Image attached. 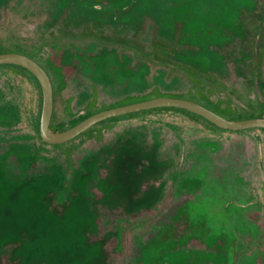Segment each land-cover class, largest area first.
<instances>
[{"label":"rangeland","instance_id":"374dc122","mask_svg":"<svg viewBox=\"0 0 264 264\" xmlns=\"http://www.w3.org/2000/svg\"><path fill=\"white\" fill-rule=\"evenodd\" d=\"M176 38L228 75L220 98L264 108V0H0V54L45 63L55 131L186 87L141 55ZM41 105L28 72L0 67V264H264V132L159 110L45 145Z\"/></svg>","mask_w":264,"mask_h":264},{"label":"trees","instance_id":"16d2710c","mask_svg":"<svg viewBox=\"0 0 264 264\" xmlns=\"http://www.w3.org/2000/svg\"><path fill=\"white\" fill-rule=\"evenodd\" d=\"M243 38L244 37L237 36L236 40H234L235 42L220 45L217 49V52H220L223 55H227L230 52V51H228V49L231 47H236L237 44L239 45V43L243 41ZM247 40H249V39H247ZM157 41H155V39L152 41V51H147V49H145L144 55L141 54L142 58L144 59V63L146 65H148V63L160 61L158 63H160L162 67L155 70L156 76L158 78H160L161 80H163V79L165 80L166 77H168L170 79L173 76V74H179L182 77H184L185 79H187V81L183 83V84H186V87H183V89L176 91V92H167V93L160 92L156 89V90H151L148 94L141 95V96L147 97V99H151V98H155V97H174V98L188 99V100L197 102V103L207 107L208 109L212 110L213 112L221 115L222 117H225V118L230 119V120H243V119L264 117V108H262V107L259 109H254L253 111H241L240 109H237L236 107L232 106L229 102L230 100H224L222 97L220 98L219 95H221L222 93L231 92V88H228L226 86V84L228 82L227 81L223 82V80L225 78L227 79L228 75L223 74L219 71L213 70L211 68L199 67L196 64H193V63L186 61V60L185 61L181 60L180 58H183L185 53L178 52L176 50L177 48L180 47V44H179L177 38L175 39L174 44H172V42H169L168 40H166V41L157 40ZM237 42H239V43H237ZM181 47L185 48L186 51H191V52L196 51L195 47L190 46V45H185V46H181ZM244 47H245V43H244ZM132 51L134 53H132L133 55L132 54L131 55L133 57L134 56L137 57V55H134L137 52L136 48H133V50H131V52ZM14 52L24 54V55L32 58L34 61H36L48 74V76L51 80L52 88H53L52 78L49 75V73L47 72L45 63H42L43 61H41L40 58L38 59L36 57L37 54H35V52L28 53V52H26L24 50H20V49L14 50ZM249 53H250V56L254 62L255 54L252 52H249ZM241 54L242 53H239V55H241ZM246 54H248V53H246ZM50 65L53 66L52 63ZM165 65H168L170 67L166 68ZM0 67H16V68L23 69L24 71L28 72L36 80L37 84H39L37 79L28 70H26L20 66L0 65ZM165 69H167V71ZM235 74H238V72L234 71V75ZM53 95H54V92H53ZM214 95H216V97L214 99H212ZM230 95H234V94H230ZM132 97H135V96H132ZM127 98L128 97H126L124 99H127ZM216 98L218 100H215ZM116 104H114L108 108L115 107V106H117ZM103 110H105V109H103ZM159 110H170V111L184 112L188 115H191V116H194L196 118L201 119L202 121L206 122L207 124H209L213 128H215L219 131H222V132L237 133V132H245V131H252V130H258L260 132H264V129H257V128L238 130V131L221 129V128L215 126L214 124L210 123L206 119H204V118H202V117H200L194 113L188 112V111L183 110V109L167 108V107L142 110V111L135 112V113H130V114H126V115H122V116H118V117H113L112 119L124 117V116H132V115L144 113L147 111H159ZM100 111H102V110H100ZM97 112H99V111H97ZM97 112H95V113H97ZM95 113H93V114H95ZM89 116H87V117H89ZM84 119H82V120H84ZM52 122H53V114H52V118H51L50 127L53 130H56L52 127ZM79 122H77V123H79ZM102 122H104V121H101L99 123H102ZM99 123H97V124H99ZM76 124H74V125H76ZM71 127H69V128H71ZM69 128H67V129H69ZM67 129H65V130H67ZM61 131H64V130H61ZM42 144L47 145V143H44V142H42Z\"/></svg>","mask_w":264,"mask_h":264},{"label":"water","instance_id":"95a60500","mask_svg":"<svg viewBox=\"0 0 264 264\" xmlns=\"http://www.w3.org/2000/svg\"><path fill=\"white\" fill-rule=\"evenodd\" d=\"M0 65H16L28 70L38 81L41 94L42 105L39 117V135L41 140L47 144H61L70 141L87 131L95 124L109 118L118 117L142 110L154 108H177L194 113L215 126L225 130H246L264 129V117L250 118L243 120H230L213 112L207 107L183 98L155 97L145 101L117 106L99 111L90 115L76 125L64 131H55L50 127L53 112V88L51 80L46 71L32 58L15 52L1 53Z\"/></svg>","mask_w":264,"mask_h":264},{"label":"crops","instance_id":"0c3cea01","mask_svg":"<svg viewBox=\"0 0 264 264\" xmlns=\"http://www.w3.org/2000/svg\"><path fill=\"white\" fill-rule=\"evenodd\" d=\"M74 208V207H73ZM75 212V211H74Z\"/></svg>","mask_w":264,"mask_h":264}]
</instances>
